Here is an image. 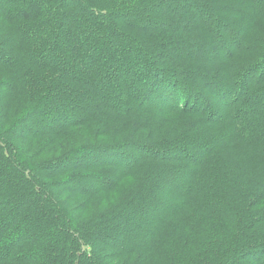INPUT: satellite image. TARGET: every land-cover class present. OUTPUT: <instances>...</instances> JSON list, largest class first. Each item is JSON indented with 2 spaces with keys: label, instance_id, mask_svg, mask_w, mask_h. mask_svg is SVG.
Masks as SVG:
<instances>
[{
  "label": "trees",
  "instance_id": "16d2710c",
  "mask_svg": "<svg viewBox=\"0 0 264 264\" xmlns=\"http://www.w3.org/2000/svg\"><path fill=\"white\" fill-rule=\"evenodd\" d=\"M1 17L0 264H264V0Z\"/></svg>",
  "mask_w": 264,
  "mask_h": 264
},
{
  "label": "rangeland",
  "instance_id": "374dc122",
  "mask_svg": "<svg viewBox=\"0 0 264 264\" xmlns=\"http://www.w3.org/2000/svg\"><path fill=\"white\" fill-rule=\"evenodd\" d=\"M1 24H2V25L4 24V26H6V25L9 26L8 23L6 22V20H5L3 17L0 18V25H1ZM9 27H10V26H9ZM1 33H2V32H1ZM2 34H3V33H2ZM63 196H64L65 198H67V196H70V194H67L66 196L63 195ZM100 196H101V195H100ZM82 200H83V198L80 197V199H78L77 202H80V201H82ZM98 200H99V199H97L96 201L94 200V201H95V204H97V201H98ZM94 201H93V202H94ZM92 206H93V203H92ZM98 206H99V207H102L101 204H98ZM87 211H88V210L84 211V212L82 213V215L87 216L88 214H90V211H89V212H87ZM82 215H81V216H82Z\"/></svg>",
  "mask_w": 264,
  "mask_h": 264
}]
</instances>
